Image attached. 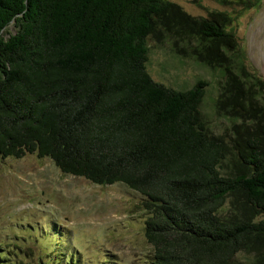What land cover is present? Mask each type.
Listing matches in <instances>:
<instances>
[{"label":"trees","instance_id":"1","mask_svg":"<svg viewBox=\"0 0 264 264\" xmlns=\"http://www.w3.org/2000/svg\"><path fill=\"white\" fill-rule=\"evenodd\" d=\"M225 19L171 0H0V156L139 191L148 264H264V78ZM164 32L220 67L223 132L198 112L206 80L146 70V38ZM4 245L0 264H33Z\"/></svg>","mask_w":264,"mask_h":264},{"label":"rangeland","instance_id":"2","mask_svg":"<svg viewBox=\"0 0 264 264\" xmlns=\"http://www.w3.org/2000/svg\"><path fill=\"white\" fill-rule=\"evenodd\" d=\"M171 1L195 16L227 12L225 29L231 26L246 64L264 78V0ZM146 45L145 67L154 80L179 89L206 80L198 112L210 133L223 132L230 122L214 108L220 67L207 64L192 39L174 41L164 32L148 35ZM142 198L120 181L99 184L63 172L35 152L0 156V247L17 246L15 255L33 264L39 255L47 264H148L152 246L143 233ZM28 247L31 255H23Z\"/></svg>","mask_w":264,"mask_h":264}]
</instances>
